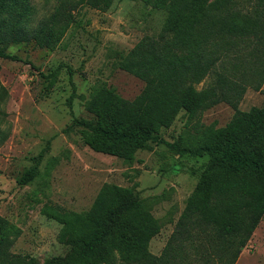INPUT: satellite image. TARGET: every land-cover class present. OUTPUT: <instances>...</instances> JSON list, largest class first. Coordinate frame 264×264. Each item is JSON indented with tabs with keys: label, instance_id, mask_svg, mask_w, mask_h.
Here are the masks:
<instances>
[{
	"label": "trees",
	"instance_id": "1",
	"mask_svg": "<svg viewBox=\"0 0 264 264\" xmlns=\"http://www.w3.org/2000/svg\"><path fill=\"white\" fill-rule=\"evenodd\" d=\"M115 1L56 0L34 26L37 8L30 0H0V58L18 60L7 54L12 44L55 50L79 9L107 11ZM119 67L145 88L126 100L99 85L86 106L93 118L74 119L85 145L132 163L138 151L162 144L161 131L183 113L186 132L171 149L181 157L208 156V162L159 256L149 248L161 224L136 187L104 184L87 212L42 208L61 225L59 243L70 247L66 257L43 264H236L264 219V107H238L249 88L264 85V0H170L159 34L144 37ZM72 102L73 95L71 111ZM221 103L235 110L232 119L220 128L200 124L199 117ZM45 151L19 185L35 179ZM20 234L0 216V264H39L10 252Z\"/></svg>",
	"mask_w": 264,
	"mask_h": 264
},
{
	"label": "rangeland",
	"instance_id": "2",
	"mask_svg": "<svg viewBox=\"0 0 264 264\" xmlns=\"http://www.w3.org/2000/svg\"><path fill=\"white\" fill-rule=\"evenodd\" d=\"M30 1L37 8L34 26L56 5V0ZM169 2L116 0L107 11L82 7L57 49H41L34 42L12 44L7 54L18 60L0 58V216L21 232L12 254L36 258L39 264L66 257L70 247L58 241L61 225L43 216L42 208L48 204L87 212L104 184L136 187L161 224L150 252L159 256L164 250L209 159L181 157L171 149L185 135L186 116L180 114L161 131L163 143L138 151L132 163L91 150L74 119L93 118L86 106L101 84L126 100L141 94L145 83L119 63L144 37L159 34ZM210 82L205 79L197 89ZM238 107H264V85L261 91L249 88ZM234 113L221 103L204 112L199 122L224 127ZM43 151L35 179L19 185ZM236 264H264V219Z\"/></svg>",
	"mask_w": 264,
	"mask_h": 264
}]
</instances>
